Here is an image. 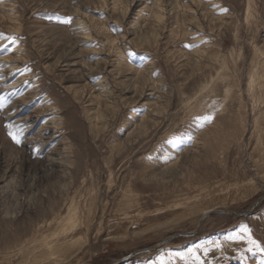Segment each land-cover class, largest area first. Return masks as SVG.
Instances as JSON below:
<instances>
[{"label":"rangeland","instance_id":"374dc122","mask_svg":"<svg viewBox=\"0 0 264 264\" xmlns=\"http://www.w3.org/2000/svg\"><path fill=\"white\" fill-rule=\"evenodd\" d=\"M125 257L264 264V0H0V264Z\"/></svg>","mask_w":264,"mask_h":264},{"label":"water","instance_id":"95a60500","mask_svg":"<svg viewBox=\"0 0 264 264\" xmlns=\"http://www.w3.org/2000/svg\"><path fill=\"white\" fill-rule=\"evenodd\" d=\"M256 203H257V202H256ZM256 203H255V204H256ZM211 212H213V210H210V211L208 210L204 215L201 216V219H200V221H199V223H198V227L201 225V223L203 222V220H204V219H205V218H206ZM236 214H238V215H243V214H239V213H236ZM248 214H250V213H248ZM196 229H197V228H196ZM196 229L193 230V231L188 232V234H193V233H195ZM167 239H168V238H166L162 243H164ZM162 243H160L159 245H157V246H155V247H153V248H149L148 250H152V249L159 248V246H160ZM135 253H136V251L130 253L129 256L134 255ZM127 258H128V257H125V258L121 259V261H120L119 263H116V264H122V263H124L125 260H127Z\"/></svg>","mask_w":264,"mask_h":264},{"label":"snow or ice","instance_id":"6c2138e0","mask_svg":"<svg viewBox=\"0 0 264 264\" xmlns=\"http://www.w3.org/2000/svg\"><path fill=\"white\" fill-rule=\"evenodd\" d=\"M66 22H67V21H66ZM9 134L12 135V133H9ZM13 139L16 140L17 143H19V140L17 139V137H16L15 135H13ZM241 231H242V232H248L249 229H248L246 226H242V227H241ZM238 238H241V239H242L243 237H238ZM250 242H251V243H255V241H251V240H250ZM190 251H191V250H190ZM175 255L180 256L182 259L185 258V254H183V253H176ZM169 259H171V256L169 257ZM196 260L198 261L199 258L196 257ZM160 264H166V261L164 260L163 257L160 258Z\"/></svg>","mask_w":264,"mask_h":264},{"label":"bare ground","instance_id":"6f19581e","mask_svg":"<svg viewBox=\"0 0 264 264\" xmlns=\"http://www.w3.org/2000/svg\"><path fill=\"white\" fill-rule=\"evenodd\" d=\"M211 210H212V209H211ZM207 211H208V210H204V211H203L204 213H203L202 215H204ZM209 211H210V210H209Z\"/></svg>","mask_w":264,"mask_h":264}]
</instances>
